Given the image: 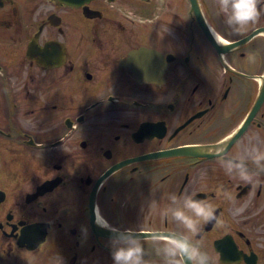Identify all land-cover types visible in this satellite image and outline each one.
Segmentation results:
<instances>
[{"label":"flooded vegetation","instance_id":"af4514ba","mask_svg":"<svg viewBox=\"0 0 264 264\" xmlns=\"http://www.w3.org/2000/svg\"><path fill=\"white\" fill-rule=\"evenodd\" d=\"M257 22L233 39L215 0H0V264H114L127 229L163 264L153 236L192 193L212 264H264V32L207 31Z\"/></svg>","mask_w":264,"mask_h":264},{"label":"clouds","instance_id":"9594fccd","mask_svg":"<svg viewBox=\"0 0 264 264\" xmlns=\"http://www.w3.org/2000/svg\"><path fill=\"white\" fill-rule=\"evenodd\" d=\"M215 3L219 12L225 16L226 25L237 33L255 24L264 14V0H215ZM251 161L259 170L264 171V150L253 148ZM222 166L229 175L236 174L246 182L254 180L243 158L224 159ZM170 199L171 205L164 214L170 215L177 225L183 227V231H169L167 234L153 236L155 242L163 245L159 249L163 264H212L209 254L202 250L200 242L194 238L201 232L202 223L217 221L214 205L197 199L195 193L185 195L182 201L176 195ZM242 211L243 208L237 209V212ZM114 231L111 238L114 264H150L146 259L140 233L133 229ZM54 264L60 262L55 261Z\"/></svg>","mask_w":264,"mask_h":264},{"label":"water","instance_id":"95a60500","mask_svg":"<svg viewBox=\"0 0 264 264\" xmlns=\"http://www.w3.org/2000/svg\"><path fill=\"white\" fill-rule=\"evenodd\" d=\"M60 1H63L65 3H70V4L71 3L72 4H81V2H83L85 0H60ZM207 31H208V35H209L210 39L214 42V44L216 46H225V49H231V48L235 47L236 45L240 46L242 44L249 42L253 36H255L258 33L264 32V28H259V29L255 30L253 33H250L248 36L244 37L243 39L238 40V41H232V42L222 41L221 39L218 40V39H216V37H214L215 35H213L210 30H207Z\"/></svg>","mask_w":264,"mask_h":264},{"label":"rangeland","instance_id":"374dc122","mask_svg":"<svg viewBox=\"0 0 264 264\" xmlns=\"http://www.w3.org/2000/svg\"><path fill=\"white\" fill-rule=\"evenodd\" d=\"M258 22H256L257 24ZM255 26V24H250L248 25L246 28L242 29L240 32H234L232 29H226V33L228 36H230L231 38H238V37H242L244 35H246V33H249V31L252 30V27ZM229 42V41H227ZM231 42V41H230Z\"/></svg>","mask_w":264,"mask_h":264}]
</instances>
